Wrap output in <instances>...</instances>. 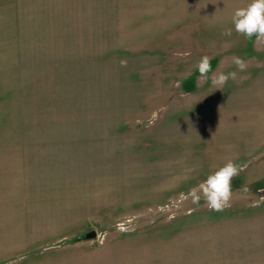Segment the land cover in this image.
Returning a JSON list of instances; mask_svg holds the SVG:
<instances>
[{"label":"rangeland","instance_id":"1","mask_svg":"<svg viewBox=\"0 0 264 264\" xmlns=\"http://www.w3.org/2000/svg\"><path fill=\"white\" fill-rule=\"evenodd\" d=\"M249 2L0 0V264H264V41L231 24ZM228 160L231 207L194 204Z\"/></svg>","mask_w":264,"mask_h":264},{"label":"clouds","instance_id":"2","mask_svg":"<svg viewBox=\"0 0 264 264\" xmlns=\"http://www.w3.org/2000/svg\"><path fill=\"white\" fill-rule=\"evenodd\" d=\"M231 24L235 32L245 39L251 40L255 37L257 41H264V0H250L246 6L236 8L231 16ZM233 28L224 29L222 35L231 36ZM211 59L205 55L197 63L196 67L201 76H206L212 71ZM127 63V59L120 60L121 67H127ZM233 63L239 72H243L247 68L243 58L236 57ZM230 79L236 80L237 72L214 74L212 83L214 86L222 87ZM244 167L246 166L228 160L192 188L188 197L194 204H199L200 200L203 199L209 211H224L231 207L232 181L244 170Z\"/></svg>","mask_w":264,"mask_h":264},{"label":"water","instance_id":"3","mask_svg":"<svg viewBox=\"0 0 264 264\" xmlns=\"http://www.w3.org/2000/svg\"><path fill=\"white\" fill-rule=\"evenodd\" d=\"M95 236H96V233L93 232V233L88 234V235H87V238H93V237H95Z\"/></svg>","mask_w":264,"mask_h":264}]
</instances>
